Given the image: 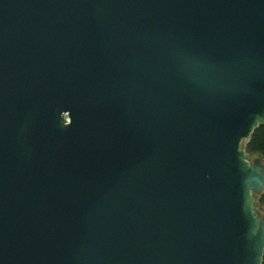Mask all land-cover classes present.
Masks as SVG:
<instances>
[{"label":"water","instance_id":"1","mask_svg":"<svg viewBox=\"0 0 264 264\" xmlns=\"http://www.w3.org/2000/svg\"><path fill=\"white\" fill-rule=\"evenodd\" d=\"M261 124L264 0H0V264H261Z\"/></svg>","mask_w":264,"mask_h":264},{"label":"trees","instance_id":"2","mask_svg":"<svg viewBox=\"0 0 264 264\" xmlns=\"http://www.w3.org/2000/svg\"><path fill=\"white\" fill-rule=\"evenodd\" d=\"M244 151L252 156H264V124L253 130L250 137L243 143ZM264 264V251L262 262Z\"/></svg>","mask_w":264,"mask_h":264},{"label":"flooded vegetation","instance_id":"3","mask_svg":"<svg viewBox=\"0 0 264 264\" xmlns=\"http://www.w3.org/2000/svg\"><path fill=\"white\" fill-rule=\"evenodd\" d=\"M252 195L254 197V211L264 223V190L260 193H253Z\"/></svg>","mask_w":264,"mask_h":264},{"label":"rangeland","instance_id":"4","mask_svg":"<svg viewBox=\"0 0 264 264\" xmlns=\"http://www.w3.org/2000/svg\"><path fill=\"white\" fill-rule=\"evenodd\" d=\"M244 142H242V144H241V147L243 148V144ZM244 149V148H243ZM246 153V152H245ZM246 155L248 156V158H249V160L250 161H252L253 159H255V158H260L261 159V161H262V163H264V156H262V157H259V156H252V155H249V154H247L246 153Z\"/></svg>","mask_w":264,"mask_h":264}]
</instances>
